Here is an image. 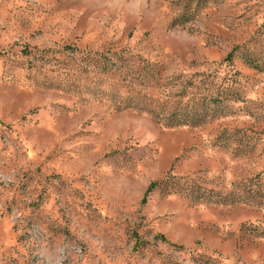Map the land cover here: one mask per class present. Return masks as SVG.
Returning <instances> with one entry per match:
<instances>
[{"label": "rangeland", "instance_id": "1", "mask_svg": "<svg viewBox=\"0 0 264 264\" xmlns=\"http://www.w3.org/2000/svg\"><path fill=\"white\" fill-rule=\"evenodd\" d=\"M0 264H264V0H0Z\"/></svg>", "mask_w": 264, "mask_h": 264}, {"label": "trees", "instance_id": "2", "mask_svg": "<svg viewBox=\"0 0 264 264\" xmlns=\"http://www.w3.org/2000/svg\"><path fill=\"white\" fill-rule=\"evenodd\" d=\"M148 191H149V189H147V191H146L145 195L148 193Z\"/></svg>", "mask_w": 264, "mask_h": 264}]
</instances>
